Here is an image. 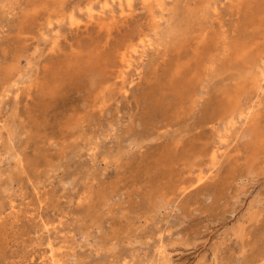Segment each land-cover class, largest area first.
<instances>
[{"label":"rangeland","instance_id":"obj_1","mask_svg":"<svg viewBox=\"0 0 264 264\" xmlns=\"http://www.w3.org/2000/svg\"><path fill=\"white\" fill-rule=\"evenodd\" d=\"M155 1L0 0V264H264V0Z\"/></svg>","mask_w":264,"mask_h":264},{"label":"bare ground","instance_id":"obj_2","mask_svg":"<svg viewBox=\"0 0 264 264\" xmlns=\"http://www.w3.org/2000/svg\"><path fill=\"white\" fill-rule=\"evenodd\" d=\"M131 2H132V0H126V3H127V5H128V12L129 11H131V8H133V7H131ZM113 3V2H112ZM163 3H165V2H163ZM142 4H144L145 6H147V5H151V4H153V5H155L156 7H158V8H160L161 7V2H151V0H142ZM165 5V4H164ZM163 6V5H162ZM124 8H125V6H124ZM152 8V7H151ZM93 10H94V8H93ZM110 11V10H109ZM214 11H216V10H214ZM104 11H101L100 13H98V14H96V15H89V19H88V23H93V22H95L97 19H100V17H102V15L104 14L103 13ZM106 12V11H105ZM128 12H126V10L125 11H123V9H122V11H121V16L120 17H128L129 16V13ZM217 12V11H216ZM216 12H214V13H216ZM113 13V12H112ZM112 15V14H111ZM73 17V16H72ZM156 21V20H155ZM79 24L80 23H74V26L76 27V28H79ZM84 26V25H83ZM71 27V26H70ZM80 29V28H79ZM146 36V35H145ZM140 38V37H139ZM137 42V41H136ZM132 43H134V42H132ZM140 44L143 46V47H147V48H149V49H152V50H154V44L149 40V39H145V40H143V39H141L140 40ZM140 46V45H139ZM138 46V47H139ZM129 47V46H128ZM125 49V48H124ZM137 50V49H136ZM123 51V50H122ZM131 51V50H130ZM133 51V50H132ZM249 54V53H248ZM117 55V54H116ZM255 55H256V53H255ZM132 56V55H131ZM243 56V55H242ZM257 56V55H256ZM142 57V56H141ZM259 57H262V56H259ZM120 63L121 64H123V66L126 68V69H130V66H131V64H130V62H129V59L126 57V55L124 54H122L121 56H120ZM255 63V62H254ZM257 63V66H256V73H255V75H254V77H253V81H254V83L256 84V87L261 91V89H264V58H261V59H259L258 60V62H256ZM14 67V66H13ZM120 70V69H119ZM118 73V72H117ZM124 74V72H121V75H120V73H119V75H120V78L122 77V75ZM189 80V79H188ZM171 81H173L171 84L173 85V84H176V86L174 87L176 90H180L179 89V87L177 86V83L178 82H175L174 80H171ZM180 82V81H179ZM171 85V86H172ZM181 85V84H180ZM180 88H185V86H184V82H182V86L180 87ZM195 89V88H194ZM181 90H183V89H181ZM183 92H184V90H183ZM188 93V92H187ZM177 94H181L180 93V91L179 92H177ZM186 94V93H185ZM260 94V93H259ZM182 96H183V94H182ZM189 96V95H188ZM230 96V95H229ZM192 97V96H191ZM226 97V96H225ZM230 98H232V97H230ZM187 99H185V101H186ZM194 101V100H193ZM190 102V101H189ZM223 102V101H222ZM238 102V101H237ZM154 106H159L158 105V102H157V100L156 101H154ZM225 103H227V102H225ZM228 103H230L229 102V100H228ZM228 103L227 104H225V106L226 105H228ZM234 103H235V101H234ZM228 106H230V104L228 105ZM228 106H226V107H228ZM232 106V105H231ZM238 106V105H237ZM255 107V106H254ZM231 108V107H230ZM247 111V110H246ZM249 111H250V109H249ZM232 112V111H231ZM248 113V112H247ZM239 114V113H238ZM243 114V113H242ZM255 114V113H254ZM241 115V114H240ZM244 116V115H243ZM231 117H232V115H231ZM255 117V116H254ZM237 118V117H236ZM240 118V117H239ZM248 118V117H247ZM250 118V117H249ZM235 119V118H234ZM251 119V118H250ZM253 119V118H252ZM251 119V120H252ZM251 120H249L248 119V121L249 122H251ZM229 121V120H228ZM236 121V120H235ZM244 121H246V120H244ZM232 122H233V120H232ZM231 122V123H232ZM236 124V123H235ZM250 128V127H249ZM250 130V129H249ZM227 132H228V130H227ZM249 135V134H248ZM259 138V137H258ZM262 140V139H261ZM260 141V140H259ZM258 143H260V142H258ZM217 149V148H216ZM210 151H213V150H210ZM219 152V151H218ZM222 153V152H221ZM223 154V153H222ZM214 166V165H213ZM201 173V172H200ZM202 174V173H201ZM197 175L198 177L196 178V182L197 183H201V182H203L206 178H208V177H206V175H204V173H203V175ZM49 259H50V261L52 262V264H59V261H58V259H57V256L54 254V251L52 250V248L50 247L49 248Z\"/></svg>","mask_w":264,"mask_h":264}]
</instances>
